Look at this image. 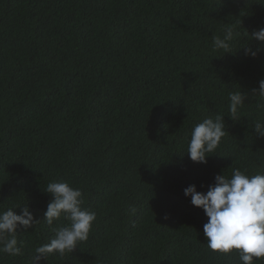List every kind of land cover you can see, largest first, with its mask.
Here are the masks:
<instances>
[{
	"label": "trees",
	"instance_id": "16d2710c",
	"mask_svg": "<svg viewBox=\"0 0 264 264\" xmlns=\"http://www.w3.org/2000/svg\"><path fill=\"white\" fill-rule=\"evenodd\" d=\"M226 25L264 27V3L0 0V212L28 204L43 220L44 188L67 181L97 215L87 241L42 264H240L208 249V217L184 194L234 168L264 172L251 127L264 110L249 95L241 118L228 116V93L264 79V52L245 55L264 44L213 52ZM221 111L229 134L206 164L191 161L192 128ZM53 235L43 221L18 229L23 255L0 264H29Z\"/></svg>",
	"mask_w": 264,
	"mask_h": 264
},
{
	"label": "clouds",
	"instance_id": "9594fccd",
	"mask_svg": "<svg viewBox=\"0 0 264 264\" xmlns=\"http://www.w3.org/2000/svg\"><path fill=\"white\" fill-rule=\"evenodd\" d=\"M259 2L264 3V0ZM245 37L264 44V27L249 33L226 25L222 36L213 37L212 51L233 52V46L241 39L245 40ZM261 52H264V47L245 48V55L251 58H256ZM249 95L257 102L258 109L264 110V79L250 93L242 90L228 93V116L233 121L241 118ZM251 127L264 137V120L257 118ZM228 134L222 111L204 118L191 130L186 149L189 159L206 164ZM260 154L264 156V153ZM44 191L52 199L43 213V220L36 219L28 204L0 212V255H23V242L18 241V229L23 228L27 232L41 221L54 235L48 243L35 247L29 264H42L57 254L63 257L89 239L97 215L82 207V190L74 188L67 181H59L48 183ZM184 194L191 198L193 206L203 209L208 217L203 231L209 250L223 255L235 253L240 264L264 261V172L250 174L247 170L234 168L230 176L217 174L215 183L208 187L207 192H199L196 185H190L185 188ZM17 208L21 209L20 214L15 211ZM129 211L133 215L136 213L135 208ZM62 218L69 221L68 225L53 227L54 222Z\"/></svg>",
	"mask_w": 264,
	"mask_h": 264
}]
</instances>
